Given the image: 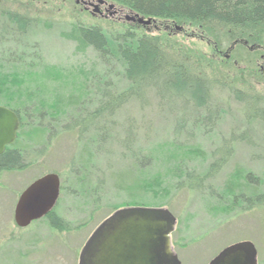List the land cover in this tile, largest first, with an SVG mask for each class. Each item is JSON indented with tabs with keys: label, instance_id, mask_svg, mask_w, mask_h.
I'll return each mask as SVG.
<instances>
[{
	"label": "rangeland",
	"instance_id": "374dc122",
	"mask_svg": "<svg viewBox=\"0 0 264 264\" xmlns=\"http://www.w3.org/2000/svg\"><path fill=\"white\" fill-rule=\"evenodd\" d=\"M115 8L104 18L74 0H0V81L7 88L0 89V105L18 109L24 123L12 146L22 150L20 166L0 171V264H78L96 226L131 205L175 215L172 242L181 264H208L242 240L254 243L264 264V204L252 194L264 197V47L252 50L191 26L165 31L188 70L210 79L209 110L169 93L161 101L151 89L146 102L130 98L102 122L93 114L106 89L97 83L100 73L112 94L129 84L120 65L109 73L100 64L80 27L130 24L162 33L161 22L140 26ZM13 15L27 19L24 30ZM15 77L18 83H6ZM79 119L81 127L74 124ZM53 172L61 181L53 212L68 227L46 218L17 227L21 191ZM230 180L250 204L222 203Z\"/></svg>",
	"mask_w": 264,
	"mask_h": 264
},
{
	"label": "trees",
	"instance_id": "16d2710c",
	"mask_svg": "<svg viewBox=\"0 0 264 264\" xmlns=\"http://www.w3.org/2000/svg\"><path fill=\"white\" fill-rule=\"evenodd\" d=\"M125 9L129 15L139 14L140 17L155 20L156 28L161 34H149L138 29L137 26L121 24V27H111L105 30L101 26H81L79 35L87 45L92 47L100 59V64L108 67V72L114 71L113 66L120 65L123 75L128 80V87L120 94H112L110 85L101 72L98 82L104 83L106 89H102L100 104L93 114L102 122H106L114 116L116 109L120 108L130 98L147 101V93L154 90L156 96L163 100L165 93L173 98L184 97L189 106L207 109L210 106L209 94L212 91L210 79L199 71H190L187 68L185 57L175 52L168 43L171 36L165 35V31L176 34L184 31L187 26L195 30L213 32L226 42L240 43L253 49L264 47V0H106ZM14 21L20 31L24 30L27 19L13 15ZM140 25V24H138ZM143 26V25H140ZM181 27L178 31L176 27ZM24 53H19L24 55ZM22 58V57H18ZM196 65V63H195ZM94 78L96 73L93 74ZM97 77V76H96ZM18 78L6 81L18 83ZM2 84L3 81H0ZM1 91H7L5 84L0 85ZM10 95H14L13 92ZM163 103V102H162ZM42 105V104H41ZM19 115L16 108H11ZM82 116V115H81ZM259 117V116H258ZM264 120V117L261 116ZM79 119L76 126H82ZM89 123V125H91ZM86 125L85 127L89 126ZM24 126L20 117V131ZM84 127V126H83ZM179 128V124H177ZM83 129V128H82ZM21 135V134H19ZM19 137V136H18ZM17 137V138H18ZM18 142V139L17 141ZM20 144V143H19ZM18 145V144H17ZM22 150H6L0 156V170L17 168L20 166V153ZM237 177V176H236ZM254 181V180H253ZM254 183V182H252ZM254 186V185H253ZM256 186H254L255 188ZM258 206L264 204L261 194L252 193ZM222 203L233 199V205L250 204L247 196L243 195L240 184L230 180L226 183ZM250 207V205H247ZM51 226L61 229L68 225L60 220L52 211L46 217Z\"/></svg>",
	"mask_w": 264,
	"mask_h": 264
},
{
	"label": "water",
	"instance_id": "95a60500",
	"mask_svg": "<svg viewBox=\"0 0 264 264\" xmlns=\"http://www.w3.org/2000/svg\"><path fill=\"white\" fill-rule=\"evenodd\" d=\"M96 3L93 13L102 14L100 4L108 3L105 0ZM113 7L114 4H109V8ZM126 19L141 25L155 23L139 14L127 15ZM19 125L15 111L0 105V156L15 142ZM60 188L56 173L43 175L29 184L15 204L16 226L27 228L47 216L57 204ZM176 223V217L165 207L119 208L90 234L79 253L78 264H181L171 242ZM257 256L254 243L242 240L220 250L208 264H258Z\"/></svg>",
	"mask_w": 264,
	"mask_h": 264
},
{
	"label": "flooded vegetation",
	"instance_id": "af4514ba",
	"mask_svg": "<svg viewBox=\"0 0 264 264\" xmlns=\"http://www.w3.org/2000/svg\"><path fill=\"white\" fill-rule=\"evenodd\" d=\"M75 1V3L76 4H80V5H83V9L85 10V11H89L91 14H93V15H98L99 13H93L94 12V5L93 4H97L96 2H97V0H74ZM108 3V2H107ZM109 4L110 3H108V4H100V10H101V12H102V14H99L101 17H107V14L109 15V13H110V15H115V13H117V10H116V8H115V6L113 7V8H109ZM127 20V19H126ZM131 21V20H130ZM133 21V20H132ZM135 23H137V22H135ZM137 24H139V23H137ZM261 62L262 63H260V72H263L264 73V55L261 57ZM18 116V115H17ZM19 117V116H18ZM20 118V117H19ZM14 145V144H13ZM13 145H11V146H8V147H6L5 148V151L6 150H9V151H13V152H15L16 153V151L17 150H14V149H12V146ZM5 153V152H4ZM3 153V154H4ZM0 171H3V170H0ZM48 217V216H47Z\"/></svg>",
	"mask_w": 264,
	"mask_h": 264
}]
</instances>
